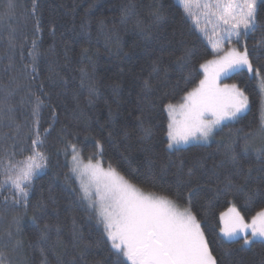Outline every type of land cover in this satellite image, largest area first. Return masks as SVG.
Returning <instances> with one entry per match:
<instances>
[{"label":"trees","instance_id":"trees-1","mask_svg":"<svg viewBox=\"0 0 264 264\" xmlns=\"http://www.w3.org/2000/svg\"><path fill=\"white\" fill-rule=\"evenodd\" d=\"M125 9L131 10L127 16ZM157 10L159 21L152 15ZM257 22L264 27V9L258 8ZM261 38L258 29L243 44L254 68L264 71ZM211 57L180 0H0V182L8 154L15 151V160L29 155L37 130L48 157L33 178L26 208L13 204L10 187L0 189L4 264H114L110 245L100 243L102 228L79 200L71 145L84 164L99 160L142 190L190 207L218 264H264V243L245 247L219 235V215L229 205L246 219L264 209V179L255 171L261 160L240 147L243 134L259 123L254 78L236 75L249 109L210 143L166 147V105L180 103L198 85L200 64ZM37 97L43 103L34 115ZM230 139L237 140L235 164ZM252 143L261 145L259 135ZM249 168L253 178L245 183ZM57 228L61 243L53 247ZM42 230L48 241L40 239ZM74 231L80 237L75 243Z\"/></svg>","mask_w":264,"mask_h":264},{"label":"snow or ice","instance_id":"snow-or-ice-1","mask_svg":"<svg viewBox=\"0 0 264 264\" xmlns=\"http://www.w3.org/2000/svg\"><path fill=\"white\" fill-rule=\"evenodd\" d=\"M193 2L196 7L203 9L206 24L212 25L211 33L205 29L202 32L213 45L214 55L212 59L200 64L203 79L182 97L183 103L179 105V109L171 103L166 105L170 119L166 147L169 150H178L180 145L191 141L207 142L217 131L227 126V122L237 120L249 108V97L237 84L222 83V79L246 70L259 80L262 100L258 126L243 134V144L240 147L244 153L257 154L261 167L255 171L258 178L264 179V71L261 67L254 68L246 45L243 50L236 46L242 37H247L258 29L262 32L259 44L264 46V27L257 22L258 8L264 9V0H203V3L201 0H181L184 11L189 16L192 15L190 8ZM33 7L35 8V4ZM8 8L14 9L15 4L10 2ZM129 11L131 10H124L125 16ZM152 15L156 21L163 18L158 10ZM196 24L198 27L199 19H196ZM12 39L14 36L10 33L9 40ZM222 43L228 47H221ZM35 47L34 42L33 48ZM29 55L33 53L30 52ZM185 55L190 56L191 52L188 51ZM42 103L37 97L34 115H37ZM177 111L181 117L179 120L176 118ZM144 132L145 138L151 136L150 129H145ZM257 135L261 139L259 147L252 143ZM30 143V154L22 160H15V151L8 154L3 173L5 178L0 182V189L10 187L13 190V204L23 205L25 208L33 178L47 166L48 159L42 150L44 140L38 130L35 138H30ZM236 145L237 140L230 139L228 148L234 164L237 163ZM97 147H100L99 142ZM71 148L73 154L70 171L80 180L79 200L89 218H95L97 226L102 228L105 239L100 243L110 245L114 264H218L209 247L202 223L190 207L181 208L167 196L142 191L111 166L105 170L99 160L93 163L90 158L84 164L76 145H71ZM0 164H4L3 159H0ZM253 171L252 168L248 169L244 176L245 183L253 178ZM85 176L89 177L87 181L83 178ZM48 227L45 225V230ZM219 231L228 240L242 237L245 245L252 243L254 238L264 243V210L258 211L247 222L234 206L230 207L220 215ZM7 236L11 240L12 232L8 231ZM40 239L49 240L44 230L41 231ZM79 239L78 233L74 231L73 242ZM60 243L57 228L53 247ZM83 255L81 252V256ZM0 264H4L2 252Z\"/></svg>","mask_w":264,"mask_h":264},{"label":"rangeland","instance_id":"rangeland-1","mask_svg":"<svg viewBox=\"0 0 264 264\" xmlns=\"http://www.w3.org/2000/svg\"><path fill=\"white\" fill-rule=\"evenodd\" d=\"M201 3H203V0H201ZM180 4H181V6H182V8H183V5H182V3H181V0H180ZM190 11H191V13H192L191 16H189L188 14H186L185 11H184V8H183V12H184L185 16L188 18V20L190 21L191 25H192V26L197 30V32H198V33H199V34L205 39V41H206V43H207V45H208V47H209V50H210V52H211V54H212V57L209 58V59H212V58H213V55H214V53H213V45L209 42L208 38H207V37L204 35V33L202 32V29H205L207 32L211 33L212 25H211V24H206V22H205V17H204V15H203V9H202V8H198V7H196L195 2L192 3L191 8H190ZM196 19H199V26H198V27H197V24H196ZM243 39H244V37H242L241 40H240V42H239L238 44H236V46L239 47L241 50H243V48H244ZM233 43H235V38H233ZM220 46H221V47H225V48L228 47V45L225 44V43H222ZM207 60H208V59H207ZM204 62H205V61H204ZM204 62H202V63H204ZM202 63H201V64H202ZM200 71H201V73H202V77H201V79H203V71H202V69H200ZM240 73H241V74H247L250 78H254L252 74H249V73L245 70V71H243V72H236V73H232V74H230L229 78L222 79V83H227V84H233V83H235V84H237V82H236V75H237V74H240ZM254 80H255V84H256L255 87H256L257 93L259 94V97H260V105H261L262 95H261V93H260L259 80H258L257 78H254ZM198 84H199V83H198ZM237 85H238V84H237ZM181 103H183V100H182L180 103L173 104V105H175V106L177 107V110H178V109H179V105H180ZM248 109H249V108H248ZM248 109H247L244 113L240 114L239 117L242 116V115H244V114L248 111ZM165 111H166V118H167V132H168V124H169V122H170V119H169L168 112H167L166 109H165ZM176 118H177L178 120L181 118L180 115H179V111H177V113H176ZM227 123H228V122H227ZM167 140H168V138H167ZM211 140H212V138H210L207 142H203V141H199V142H197V141H191V142H189L188 144H182V145H180L179 148H186V147H188V146L195 145V144H202V145H205V144L210 143ZM85 178H86V181L89 179L88 176H85ZM141 190H142V189H141ZM93 191H94V189H93ZM142 191H144V190H142ZM144 192H146V191H144ZM146 193H147V192H146ZM169 199H170V198H169ZM177 204H178L181 208H183V207H188L187 205H185V204H181V203H178V202H177ZM233 206L237 209V207H236L234 204H231V205H229L227 208H225L221 213L227 212L228 209H229L230 207H233ZM237 210H238V209H237ZM262 210H264V209H262ZM221 213H220V215H221ZM220 215H219V222H220ZM245 220H246L247 222H250V221H251V220L248 221L246 218H245ZM219 235L222 237V239H223L224 241H227V242L238 240V239L228 240V239H226V238H224V237L222 236V234L220 233V231H219ZM239 240H241L243 246H245V247H248V246L251 244V243H250V244H248V245H245V244H244V240H243L242 237H241ZM254 241H259V240L254 238ZM254 241H253V242H254Z\"/></svg>","mask_w":264,"mask_h":264},{"label":"crops","instance_id":"crops-1","mask_svg":"<svg viewBox=\"0 0 264 264\" xmlns=\"http://www.w3.org/2000/svg\"><path fill=\"white\" fill-rule=\"evenodd\" d=\"M260 211H261V210H260ZM254 215H256V214H254ZM254 215H253V216H254ZM251 218H252V217L248 218L247 220L249 221V220H251ZM238 240H239V239H238Z\"/></svg>","mask_w":264,"mask_h":264}]
</instances>
